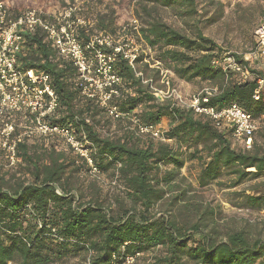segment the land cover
<instances>
[{
	"label": "trees",
	"instance_id": "obj_1",
	"mask_svg": "<svg viewBox=\"0 0 264 264\" xmlns=\"http://www.w3.org/2000/svg\"><path fill=\"white\" fill-rule=\"evenodd\" d=\"M142 1L138 39L153 56L147 63L137 59L133 67L120 58L116 61L121 80L116 103L121 113L135 114L144 125L160 126L170 120L162 133L166 142L148 138L141 142L131 133L117 139L99 135L93 119L99 110L72 87V65L57 59L40 30L26 34L18 67L49 74L58 100L56 113L46 121L70 126L77 136L84 132L94 168L116 177L122 192L109 200L95 182L83 186L81 168L75 161L67 162L63 151L53 145L38 151L20 142L19 172L0 177V264H56L79 253L86 256L84 264H107L122 247L125 253L152 252L153 264H264L260 232L248 231L247 221L239 229H219L214 209L189 195L180 176L185 162L203 154L196 179L199 188L222 176L230 178L229 188L264 177V133L254 136L250 150H236L230 132L170 100L158 102L150 88L162 87L158 84L162 68L179 80L216 87L218 93L203 106L221 110L236 104L258 118L264 115V84L254 99L257 80L264 79L256 68L261 60L231 54L252 75L239 83L234 74L212 66V60L224 53L198 26L197 0ZM19 3L10 0L12 18L24 11L18 10L23 7ZM155 8L178 10L186 29L164 24L152 13ZM209 17L207 25L217 21L213 14ZM156 64L158 68H151ZM237 198L239 209L264 211V196L240 192Z\"/></svg>",
	"mask_w": 264,
	"mask_h": 264
},
{
	"label": "built area",
	"instance_id": "obj_2",
	"mask_svg": "<svg viewBox=\"0 0 264 264\" xmlns=\"http://www.w3.org/2000/svg\"><path fill=\"white\" fill-rule=\"evenodd\" d=\"M9 3L10 0H0V120L6 118L0 128V150L9 166L13 167L17 162V145L20 142L57 139L78 162L86 166L92 178L98 179L102 175L93 166L90 157L92 150L89 149L91 143L84 132L77 136L70 126L50 125L46 121L54 116L58 108L50 75L34 70L21 71L18 67L24 36L37 29L41 31L45 41L51 44L57 59L70 63L74 68L72 87L83 100L112 120L130 122L129 130L135 137L166 142L160 126L144 125L135 114L121 113L117 108L121 80L117 75L116 61L120 58L132 67L141 57L145 63L148 62L146 56H143L142 43L138 41L139 26L136 19L125 24L118 36L105 32L91 33L89 22L78 16L72 5L52 13L29 8L12 18L8 13ZM147 50L151 51L149 48ZM245 60H264V21L254 30L253 46ZM211 64L224 73L234 74L239 83L252 77L249 69L237 63L231 54L224 53L221 57L214 58ZM151 67L158 68L157 64ZM166 73L167 71H161V83L165 86V91L151 86V92L158 102L169 98L178 101V93L169 87ZM263 84L264 79L257 80L255 100L258 99V91ZM217 93L216 87H205L193 95L186 106L174 103L178 107L191 109L197 116L208 118L215 128L230 132L233 146L244 151L250 150L254 136L259 132L264 133V115L253 118L236 104L221 110L203 106ZM15 116L22 118V126L17 127L14 120H10ZM112 181L115 184L116 177ZM153 255L152 252L125 253L122 247L119 253L110 256L107 264H153Z\"/></svg>",
	"mask_w": 264,
	"mask_h": 264
},
{
	"label": "rangeland",
	"instance_id": "obj_3",
	"mask_svg": "<svg viewBox=\"0 0 264 264\" xmlns=\"http://www.w3.org/2000/svg\"><path fill=\"white\" fill-rule=\"evenodd\" d=\"M211 1L213 2L212 4H210V0L206 2L197 0L196 20L200 21L198 26L201 27L203 35L216 46L218 49L217 51L233 54L245 59V56L251 51L253 46L254 30L258 24L264 21V0ZM19 2H21L19 5L23 7L18 10L36 8L46 13H52L58 9L72 5L77 10L76 14L89 22V31L91 33L105 32L110 35L118 36L121 35L120 31L122 27L133 19L137 20L139 29L143 26L141 6H144V2L142 0H31L30 2L27 0H19ZM147 8L152 7L147 6ZM152 13L171 28L186 29L178 10L155 8ZM212 14L217 21L207 25L205 21L207 18H210L209 16ZM139 42L141 43V41ZM141 45L143 56H146L147 60L151 61L150 57L153 56V52L147 50L143 44ZM261 61L257 62L256 68L264 74V60ZM161 71L163 72L165 70L160 68L159 72L160 81L158 84L160 86L162 85V87H154L164 92L166 88L161 83ZM165 77L169 82V87L176 90L180 98L178 101H173V98H169L168 100L180 106H186L191 97L200 92L203 88L211 87L209 84L200 82L199 80H179L168 72ZM5 119L2 121H5ZM93 119L97 133L103 137L106 136L117 139L130 133L129 128H131V123L126 120H112L101 111L97 112V115H95ZM10 120H14L17 127L23 125L22 118L19 116L11 117ZM2 121L0 120V128ZM169 123L170 120H163L160 125L161 129L163 131L167 130ZM18 129L19 128H17V130ZM138 139L143 142L147 138ZM257 141L260 142V137L258 136ZM27 144L33 149L36 148L38 151L53 145L57 151L64 152L67 162L75 161V164L81 168L82 171L79 178L83 186H86L91 181L95 182L101 191V196L109 200L114 195L121 194V184L117 181L115 184H112L113 176H111L110 173L102 174L98 179L92 178L86 166L84 165V167H82V164L78 162L77 158L57 139H32ZM233 148L240 150L237 146H233ZM190 150L192 151L193 149ZM196 156L195 159L185 162L183 168L180 170V176L185 179L181 186L189 187L191 191L189 195L194 197L195 200L205 204L208 203L209 206L214 209L219 229H239L245 226L242 221H247L250 225V227H247L248 231L250 230L254 233L256 229L264 239V211L257 213L239 209L236 206L239 203L237 194L240 192L249 196H264V177L248 180L236 188H229L230 178L222 176L218 181L208 187L199 188L196 179L202 165L200 156H203V154ZM161 169L164 170L165 168L161 167ZM15 172H19L18 163L16 162L13 167L9 166L4 154L0 150V177L8 176ZM25 178H28L27 175H25ZM85 262L86 256L83 253H79L68 254L56 264H84Z\"/></svg>",
	"mask_w": 264,
	"mask_h": 264
}]
</instances>
